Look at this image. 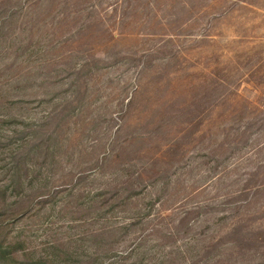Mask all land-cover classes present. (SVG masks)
I'll return each instance as SVG.
<instances>
[{"label": "rangeland", "instance_id": "rangeland-1", "mask_svg": "<svg viewBox=\"0 0 264 264\" xmlns=\"http://www.w3.org/2000/svg\"><path fill=\"white\" fill-rule=\"evenodd\" d=\"M0 229L39 264H264V0H0Z\"/></svg>", "mask_w": 264, "mask_h": 264}, {"label": "trees", "instance_id": "trees-1", "mask_svg": "<svg viewBox=\"0 0 264 264\" xmlns=\"http://www.w3.org/2000/svg\"><path fill=\"white\" fill-rule=\"evenodd\" d=\"M8 238L0 229V264H39L32 260H22L11 250V245L7 244Z\"/></svg>", "mask_w": 264, "mask_h": 264}]
</instances>
